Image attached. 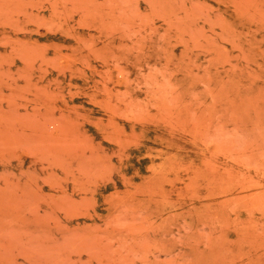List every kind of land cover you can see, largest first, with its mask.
Masks as SVG:
<instances>
[{
    "label": "rangeland",
    "instance_id": "1",
    "mask_svg": "<svg viewBox=\"0 0 264 264\" xmlns=\"http://www.w3.org/2000/svg\"><path fill=\"white\" fill-rule=\"evenodd\" d=\"M0 264H264V0H0Z\"/></svg>",
    "mask_w": 264,
    "mask_h": 264
}]
</instances>
